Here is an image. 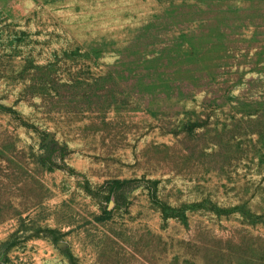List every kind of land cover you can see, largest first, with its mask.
<instances>
[{
    "label": "rangeland",
    "instance_id": "obj_1",
    "mask_svg": "<svg viewBox=\"0 0 264 264\" xmlns=\"http://www.w3.org/2000/svg\"><path fill=\"white\" fill-rule=\"evenodd\" d=\"M0 264H264V0H0Z\"/></svg>",
    "mask_w": 264,
    "mask_h": 264
}]
</instances>
